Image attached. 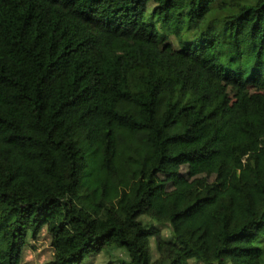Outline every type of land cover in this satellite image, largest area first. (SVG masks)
<instances>
[{
  "label": "trees",
  "instance_id": "1",
  "mask_svg": "<svg viewBox=\"0 0 264 264\" xmlns=\"http://www.w3.org/2000/svg\"><path fill=\"white\" fill-rule=\"evenodd\" d=\"M44 229L48 264H264V0H0V264Z\"/></svg>",
  "mask_w": 264,
  "mask_h": 264
},
{
  "label": "rangeland",
  "instance_id": "2",
  "mask_svg": "<svg viewBox=\"0 0 264 264\" xmlns=\"http://www.w3.org/2000/svg\"><path fill=\"white\" fill-rule=\"evenodd\" d=\"M152 8V7H150ZM196 177H206L210 181L215 180L216 173L209 170L204 163H187L184 164L176 175H161V178L168 181L167 189L174 188L181 179H193ZM147 225L158 224L156 220L149 219L147 216H142ZM162 234L165 238L173 236L172 229L168 224L161 225ZM150 254L152 258L158 257L157 240L155 236H151ZM124 250H115L110 252H102L98 255L88 257L83 264H107L108 261L117 259V257H125ZM54 258V248L52 246V238L47 230H43L38 238H29L25 246L23 261L27 264H48ZM191 264H201L200 262L191 261Z\"/></svg>",
  "mask_w": 264,
  "mask_h": 264
}]
</instances>
